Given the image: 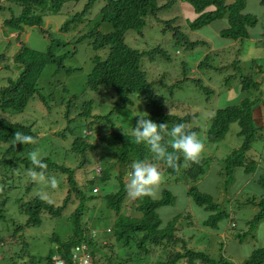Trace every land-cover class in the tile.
Wrapping results in <instances>:
<instances>
[{
    "label": "trees",
    "instance_id": "1",
    "mask_svg": "<svg viewBox=\"0 0 264 264\" xmlns=\"http://www.w3.org/2000/svg\"><path fill=\"white\" fill-rule=\"evenodd\" d=\"M80 1L0 0V23L2 24L0 26V40L1 29L4 28L9 31L7 35L10 34L7 38L9 39L8 45L17 44L19 46L12 58H9L12 63H2L5 56L0 54V69L5 68L12 74L8 78H4L5 84L0 86V152H2L0 154V222H4L3 225H5V227L3 225L0 227V243L3 244L0 249V262L5 261L7 264H55L53 257L59 255L67 264H73V248L78 244L86 243L94 264H216L209 256L210 254L188 248L187 239L179 234L183 215H177L167 223H163L161 220L158 210L162 207L174 206L176 203V198L171 191L165 190L158 200H153L150 195L138 197L134 214L129 216L123 213L128 190L125 181L126 174H132V164L134 162L144 161L153 165L162 163L166 166L169 175L177 179V175L181 173L185 161L183 155H180L177 167H169L165 161L157 159L145 144H137L132 135L117 133L118 131L114 129L115 126L112 125V117L117 110L127 109L133 105V100L130 98L132 94L143 96L146 106L150 109L149 117L154 122L168 124L169 128L175 124L183 123L187 131L197 133L198 137L205 133L200 128L191 126L192 121L198 115L187 112L185 106L177 105L175 107L176 110L181 109L184 112L183 115L168 113L165 104L166 98L156 93L158 84H153L148 80L147 74L142 68L143 57H153L158 53L165 55L163 49L158 47L148 52H140L130 47L126 42L128 32L135 31L144 38L146 34L143 31L147 29L148 25L149 28L155 27L152 22L154 19L162 23L163 20L159 18V14L167 11L172 1L106 0V4L100 11L101 22L111 25L113 31L106 35L102 34L99 31L100 24L98 23L95 26V32H92L91 35L81 36L78 40V42H81L89 37L93 39L91 46L94 51L106 52L105 57L97 55L93 58L94 69L88 77L86 91H89L91 95L84 93L77 97H70L67 105L62 102L59 105L60 108L57 107V110H54L57 113L61 111L63 114L64 109L62 108H65L63 115L68 121L67 126L62 129L63 131L54 132L53 136L66 138V130H71L70 126L74 121L90 119L88 121L90 125L89 134L84 133L73 137V130H71L66 138V140H72L70 151L82 158L80 166L86 163L87 152L96 151L99 143L101 145V142L96 139L100 138L99 140L104 142V138L101 137L102 134L109 129L114 130L113 133L111 132L105 136L106 142H104V145L102 144L103 146L107 145V148L112 151L110 158L115 159V162L113 165L110 163V167L113 172H116V181L119 184L117 191L110 192L105 196L107 200L103 198L107 208L116 215L111 230L112 233L109 234L106 231L100 239L95 234L96 232L88 230L82 222L84 209L88 208V202L94 200L95 196L102 194L105 187L109 186L111 176L108 170H104L101 165L98 175L95 174L92 179H88L86 185L81 189L75 179L73 168L55 163L42 152L41 159L46 165L44 169H40L30 161L29 153L39 150L42 145L40 143L42 130H40V122L33 118V115H30L26 108L33 99L35 101L41 99L44 104L48 105V100L41 93V76L49 65L56 66V71L63 69L66 57L55 55L52 48H49L46 52L33 50L25 44L22 37L32 28L37 29L40 34L48 33L46 26L51 14L59 13L67 3ZM95 1H89L85 12L91 9ZM181 1L192 7L196 17L192 20H185L181 16V10L178 9L174 19L165 21V25L167 29L174 30L175 34L180 36H176L178 42L183 41L191 48L207 44V42L191 41L188 35L178 30L181 27L180 24L185 21H187L193 32L227 19L229 22L228 28L222 30L220 35L236 42L249 38V29L258 24L256 16L245 12L246 0H236L232 4H227L225 0ZM261 5L264 6V0H261ZM3 12L7 13L8 16L2 18L1 14ZM71 23L72 21H66L60 28L61 31L68 32ZM12 34L16 35L11 36ZM2 35L7 36L6 32ZM205 59L209 61L207 56ZM238 62L239 60L236 61V63ZM203 63L207 64L208 62L201 61L198 64L197 69L200 73L206 74L208 71L215 69L211 65L203 66ZM9 64L15 65L16 69L12 70ZM15 71L19 74H16ZM186 76L187 73L184 72L183 81L188 79ZM178 83H175L174 86H179L180 83ZM197 84L202 85L201 81ZM241 88L245 91L258 90L260 83L255 81L252 76H245L241 78ZM204 91L208 94L213 92L209 87H205ZM88 96L89 99H87ZM79 102L82 106L77 110ZM256 102H252L250 98L246 97L240 104L218 109L211 112L209 116L208 139L205 141L209 145L222 142L232 124L235 123L239 125V135L243 137L242 146L239 149H234L222 161L225 190H228V186L234 181L237 171L240 170L246 177H253L257 176L259 173H256L262 169L259 168L258 161L247 157V153L252 149L253 144L264 138L261 133L264 131V125L260 126L256 118L257 115L259 119L264 117L260 113L264 111V103L257 106ZM106 105H113L108 113L93 114L94 106L103 109ZM49 109L51 110V108ZM73 110L76 111L73 112ZM71 113H74V116H71ZM19 115L24 116L21 121L24 123L12 122L9 118ZM138 119L139 117L136 118V122ZM28 122H31V124ZM60 123L58 122V124ZM16 132L33 136L34 142L26 145L17 144L14 139ZM91 137L96 141L92 142ZM165 140H168V137H165ZM168 150L172 151L170 147ZM208 160L209 158L200 155L198 161H190V168L182 173L189 179L196 181L205 175L204 164H207ZM107 161H110V159ZM118 164L119 169L117 168ZM29 170H35L38 173L44 171L45 176L49 178L52 172L56 173V177L60 174L67 175L71 191L62 205H55L40 195L29 198L28 196L32 194L36 182L32 181L30 186L22 188L20 187L22 183L19 188L7 185L6 180H9L10 177L16 175L18 176L17 181H20L19 179L27 176ZM258 183L264 189V171L260 173ZM89 185L92 187L93 196L91 197L84 191ZM12 190L21 191L13 197L14 200L11 199L10 211L12 208H16L14 212L16 215L8 212L9 194ZM72 193L76 194L79 206L67 219L71 235L62 240L61 236L55 233L52 241L53 243L56 242L57 246L45 256L39 257L28 254L25 236L20 231L24 228L40 226L45 215L51 219L63 217L72 198ZM187 195L193 199L197 206L210 213L208 219L203 223L205 226L218 230L221 221L229 217L224 206L220 205L219 200L215 201L211 195L201 192L197 187H190ZM14 203H16V206H14ZM256 206L258 212L239 235L241 241H244L247 236H252L258 225L264 221V192ZM21 219H24L25 222H21ZM9 220L16 226L14 231L8 227ZM233 227L236 228L237 225L234 224ZM254 237L253 235L252 238ZM10 239L16 240L14 244L9 241ZM112 239L115 240V244L111 243ZM16 245L23 246V249H20V252L11 253L9 258H6L1 252L5 246L11 248ZM229 264H233V262ZM243 264H264V245L256 249Z\"/></svg>",
    "mask_w": 264,
    "mask_h": 264
},
{
    "label": "rangeland",
    "instance_id": "2",
    "mask_svg": "<svg viewBox=\"0 0 264 264\" xmlns=\"http://www.w3.org/2000/svg\"><path fill=\"white\" fill-rule=\"evenodd\" d=\"M89 1L81 0L77 3H67L59 13L51 14L46 26L48 33L40 34L37 32V29L32 28L24 34L22 40L33 50L46 52L49 48H52L55 55L66 57L63 69L56 71V66L49 65L41 76V93L48 100V105L44 104L41 99H37L36 101L33 99L27 106L26 111L40 122V130H42L40 143L42 145L39 147V151L55 163L73 168L75 170V179L81 189L86 185L88 179H92L95 176L96 166L102 165L104 170L109 171V175L111 176L109 186L105 187L102 194L97 195V197L95 196L94 200L88 202V208L84 209L82 219L84 227H87L92 232H96L95 234L101 239L106 230L112 229L114 219H116L114 212L107 208L103 200L110 192L117 191L119 185L116 181V172H113L110 167V163L113 165L115 162V159L110 158L112 151L107 148V145L103 146L104 142H106L105 136L111 132L113 133L114 130L109 129L102 134L101 137L104 138V142L103 140H99L100 138L96 139L98 142H101V145L99 143L98 150L87 152L86 163H83L84 165L82 166H80L82 159L80 155L70 151L72 140H66V138L69 136L68 134H70L71 130H73V137L74 135H82L84 133L89 134L90 125L88 121L90 119L74 121L70 126L71 130H66V138L63 136H53L54 132L63 131L62 129L67 126L68 121L63 115L65 108H62L64 109L62 111L63 114L61 111L57 113L54 110L57 107L60 108L59 105L62 102H65V105H67L68 98L70 97H77L84 93L91 95L89 91H86L88 77L94 69L93 58L97 55L105 57V51L96 52L93 50L91 46L93 39L87 37L78 42L79 38L95 32V26L98 23L100 24L99 31L102 34L106 35L113 31L111 25L101 22L100 11L106 4V0H96L91 9L85 12ZM170 1L172 2L169 9L159 14V18L163 20L162 23L154 19L152 22L155 24V27L149 28L150 26L148 25L147 29L143 31L146 34L144 38L135 31L128 32L126 42L130 47L140 52H148L161 47L166 53L165 55L158 53L153 57H143L142 68L146 72L148 80L153 84H158L156 93L166 98L165 104L168 113L183 115L184 112L181 109H175V104H177L181 107L185 106L187 112H193V114L198 115L192 121L191 126L193 128H200L202 132L205 131L199 137L205 145L201 155L209 158V160L207 164H204L205 175L196 181L189 179V177L184 176L182 173L190 168L189 165L191 163L188 160L184 161L181 173L177 175V179L169 175L170 173H168L164 164H155L161 171L163 180L154 188L153 194L150 196L153 200H158L162 197L165 190H169L176 197L174 206L162 207L159 209L158 214L163 223L169 222L177 215L184 216L180 222L181 228L179 229V234L187 239L189 249L210 254L209 256L216 264H229L232 262L233 264H243L248 259L246 252L255 245H258V248L264 245V221L253 232L254 238H252L253 235L247 236L244 241H241L239 237L242 231L245 230V228H239L245 226L257 214L258 209L256 204L264 192V189L258 183L259 175L264 171V138L255 142L252 149L247 153V157L258 161L259 168H262L256 173L259 174L253 177H246L243 172L237 171L234 181L228 186V190H225V179L222 176V161L234 149H239L242 146L243 137L239 135L240 127L237 123L232 124L222 142L209 145L205 141L208 139V120L211 112L240 104L246 97L250 98L252 102L257 101L255 103L257 106L260 103H264V46H261L259 43L262 39L260 35L264 33V6L259 3L260 0H246V10L251 15L257 17L258 24L251 30L249 38L243 41L233 42L221 37V31L228 28L229 22L227 19L215 22L201 30L193 32L187 21L181 23V27L178 30L188 35L191 41L207 42V44L191 48L184 44L183 41L178 42L176 40V36H180L175 34L174 30L167 29L165 21L174 19L178 8L181 9V16L185 20H192L194 13L187 3L181 5L179 0ZM225 1L227 4H232L236 0ZM5 16L7 17L8 15L3 12L1 17L4 18ZM66 21H72L68 32L61 31L60 29ZM0 26H2L1 23ZM5 32L7 35L9 31L2 28L1 33ZM2 34L0 54L5 56L2 63L8 64L16 48L19 46L17 44L8 45L9 39L7 38L10 34L7 36H3ZM14 35L16 34H12L11 36ZM206 56L209 58V61L205 59ZM237 60H239L238 63H236ZM201 61L208 62L207 64L203 63V66L211 65L215 69L208 71L206 74L200 73L197 67ZM9 65L12 67V70L16 69L15 65ZM204 71L206 72V70ZM184 72L187 73L186 77L188 78L185 81H183ZM15 73L19 74L16 71ZM10 75L12 74L9 70L5 68L0 69V86L5 84L4 78H8ZM245 76H252L255 81L260 83V88L250 91L243 90L241 88V78ZM200 81L202 85L197 84ZM175 83H178L179 86L175 87ZM205 87H209L213 92L211 94L206 93L204 91ZM130 98L133 100V105L127 109L122 108L117 110L112 117V125L115 126L114 129L118 131L117 133L132 135V129L137 123L136 118L150 114V109L146 106L142 95L132 94ZM87 99H89V96ZM81 106V102H79L77 110ZM112 106L106 105L103 109L99 108V106H94L93 114H106L111 110ZM75 111L73 110V112ZM71 116H74V113H71ZM23 117V115H19L9 118L12 122H21ZM256 118L260 126L264 125V117L259 119L257 115ZM58 122L61 123L58 124ZM28 123L31 124V122ZM79 124L82 125L80 126ZM261 133L264 136V131ZM90 140L92 142L96 141L93 137ZM109 159L110 161H107ZM117 168L119 169V164ZM126 175L125 181L128 185L131 175ZM17 177L15 175L6 180L7 185L19 188L22 183V186H20L22 188L32 184L29 172L26 177L19 179L20 181H17ZM52 177H55L57 181L55 188L51 187L48 182ZM34 187L32 194L28 196L29 198L40 195L58 206L63 204V201L71 191L67 175L60 174V176L56 177L55 172L51 173L50 178L46 176L45 182H36V186ZM190 187H197L201 192L211 195L215 201L219 200L220 205L224 206L229 217L221 221L218 228H221V230L223 228V232L227 234L226 237H223L220 233L210 231V228L205 230L202 228L201 224L210 215L208 216V212L204 208L197 206L192 201V198L188 197L187 192ZM91 190L92 187L90 185L84 190L89 197L93 196ZM19 192L21 191L12 190L9 194L8 212L13 215H16L14 213L16 208H12L10 211L11 199L14 200L13 197ZM137 201L138 198L130 196L129 190H127L123 213L129 216L134 214ZM14 206H16V203H14ZM78 206L79 200L76 194L72 193V198L63 217L51 219L45 215L43 223L40 226L21 230L20 232L25 236L27 242L28 254L39 257L47 255L50 250H53L57 246L56 242L53 243L52 241L55 233L60 235L62 240L69 237L71 234L67 219L75 212ZM23 221L24 219H21V222ZM8 222V227L14 231L16 226L11 220ZM3 224L4 222H0V227ZM234 224L237 225L236 228L233 227ZM3 226L5 227V225ZM107 237L111 238L110 236ZM9 241L14 244L16 240L10 239ZM111 243L115 244V240L112 239ZM231 247L237 251L241 249L243 252L231 253ZM20 249H23V246L16 245L11 248L5 246L1 252L6 258H9L11 257V253L20 252ZM0 264L7 263L1 261Z\"/></svg>",
    "mask_w": 264,
    "mask_h": 264
},
{
    "label": "clouds",
    "instance_id": "3",
    "mask_svg": "<svg viewBox=\"0 0 264 264\" xmlns=\"http://www.w3.org/2000/svg\"><path fill=\"white\" fill-rule=\"evenodd\" d=\"M132 135L137 144H145L157 159L165 161L172 168L177 167L180 155H183L185 160L197 162L205 147L197 133L187 131L183 123L175 124L169 128L168 124L154 122L149 115L139 116L136 126L132 129ZM165 137H168V140H165ZM14 139L17 144L23 145L34 142L33 136L22 132H16ZM169 147L172 151L168 150ZM41 155L37 149L29 153V159L35 166L44 169L46 165L42 162ZM98 169L100 171V165L96 166L95 174L97 175ZM132 169L127 187L129 195L133 198L152 195L154 188L163 180L161 171L153 164L137 161L132 164ZM29 175L33 182L42 183L46 181L44 171L37 173L35 170H29ZM48 182L51 187H56L55 177H52ZM111 230L106 231L110 233Z\"/></svg>",
    "mask_w": 264,
    "mask_h": 264
},
{
    "label": "built area",
    "instance_id": "4",
    "mask_svg": "<svg viewBox=\"0 0 264 264\" xmlns=\"http://www.w3.org/2000/svg\"><path fill=\"white\" fill-rule=\"evenodd\" d=\"M99 169L97 173H99ZM3 244L0 243V249ZM55 264H67L60 256L53 257ZM72 263L73 264H94L91 253L86 243L76 245L72 250Z\"/></svg>",
    "mask_w": 264,
    "mask_h": 264
},
{
    "label": "crops",
    "instance_id": "5",
    "mask_svg": "<svg viewBox=\"0 0 264 264\" xmlns=\"http://www.w3.org/2000/svg\"><path fill=\"white\" fill-rule=\"evenodd\" d=\"M180 1V3H181V5H184L185 3L183 2V1H181V0H179ZM248 1H251V0H248ZM177 3H178V1H177ZM259 3L261 4V0L259 1ZM189 6V5H188ZM190 7V9H191V11H193V9H192V7L191 6H189ZM179 9V8H178ZM181 10V9H180ZM245 12H247V13H249V11H245ZM193 13H194V11H193ZM250 14V13H249ZM196 16H195V13L193 14V19L195 18ZM185 23V22H184ZM229 25V24H228ZM255 27H253V28H250L249 29V36H250V32H251V30L252 29H254ZM260 37L262 38L261 39V41H259V43H260V45L261 46H264V33H262L261 35H260ZM229 40V39H228ZM230 41H232V40H230ZM233 42H236V41H233ZM261 62V61H260ZM259 111H261V110H259ZM260 113H262L263 115H264V111H261ZM259 113V114H260ZM189 197V196H188ZM176 198V197H175ZM190 198V197H189ZM192 201H193V199H192ZM176 202V201H175ZM194 202V201H193ZM159 211V210H158ZM159 213V212H158ZM209 214L210 213H208V216H209ZM208 219V218H207ZM204 223V222H203ZM201 224V226H202V228L205 230V229H207V228H210V227H208V226H205L204 224ZM246 226V225H245ZM245 226H242V228H245ZM211 230L210 231H212V232H216V233H220V234H222L223 235V237H226L227 236V234L225 233V232H223V228H222V230H221V228H219L218 230L216 229V230H214V229H212V228H210ZM256 249H258V245H255L252 249H250L248 252H246V254H248V258L252 255V253L256 250ZM231 250H232V252L231 253H242L243 251L241 250V249H239V251H237V250H235V249H233L232 247H231ZM234 253V254H235Z\"/></svg>",
    "mask_w": 264,
    "mask_h": 264
}]
</instances>
